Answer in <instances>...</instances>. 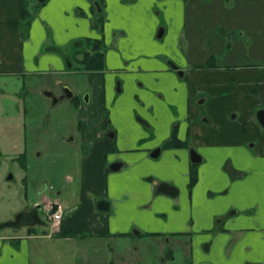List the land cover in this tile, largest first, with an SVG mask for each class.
I'll list each match as a JSON object with an SVG mask.
<instances>
[{
    "label": "crops",
    "instance_id": "obj_1",
    "mask_svg": "<svg viewBox=\"0 0 264 264\" xmlns=\"http://www.w3.org/2000/svg\"><path fill=\"white\" fill-rule=\"evenodd\" d=\"M23 1L30 14L27 35ZM94 1L101 6V34L93 27ZM247 1L253 11V0ZM236 5L0 0L2 81L78 71L87 77L81 93L89 92L86 102L74 93L69 132L54 138V153L72 145L76 165L15 209L17 215L33 213V221L0 224V264H153V256L140 257L135 247L163 244L165 237L185 251L177 252L184 264H264V127L256 116L264 109V0L259 25L246 14L234 21ZM90 38L103 42L102 70L80 63ZM239 44L248 46L245 57L247 51L253 61L239 64L227 56ZM52 81L54 87L43 81L41 87L59 98L47 96L57 105L71 85L60 77ZM17 108L1 121L0 155L22 163L16 156L23 152L25 123ZM9 126L17 132L7 136ZM156 149L158 156H151ZM192 151L199 161L192 162ZM114 163L117 169L110 168ZM160 184L175 193L159 190ZM98 200L108 209L98 208ZM56 201L64 209L58 226H38L46 222L39 212Z\"/></svg>",
    "mask_w": 264,
    "mask_h": 264
},
{
    "label": "rangeland",
    "instance_id": "obj_2",
    "mask_svg": "<svg viewBox=\"0 0 264 264\" xmlns=\"http://www.w3.org/2000/svg\"><path fill=\"white\" fill-rule=\"evenodd\" d=\"M234 3H237L232 13L234 21L236 18L240 19V16L246 14L244 17L255 20V24L257 23L259 25L261 18L258 17L260 15L258 8L261 5V0H253L255 4L253 11L249 10V3L247 0H236V2L234 0ZM98 4L100 3L95 1L92 3L93 10L91 14L94 20V30H97L101 34L102 22L101 14L97 10ZM29 11L33 13L30 7ZM159 17L163 19L161 16ZM29 25L30 21L27 26V19H24L23 31L26 35L29 30ZM225 27L222 26L220 28L230 33L231 27H229V29ZM158 30L160 29L158 28ZM237 36H231L230 39L235 43L238 40ZM90 40H92V38H90ZM239 46L241 47L240 44ZM240 47L234 45L227 56L233 55L234 58H238L236 63L239 64L253 61L254 59L251 55H248L249 53L247 51L245 57L244 52L248 46L246 45L245 47V45H243V47H241L242 51H240ZM215 56L219 62L229 63L228 60H224L225 55L221 56L220 54H215ZM73 62L75 65L73 70H76L78 64L75 60H73ZM78 70H80V67ZM54 76L60 77L64 82L69 81L71 86H65L73 93H77L80 101L83 102L84 93L86 92L81 93V91L87 86V77L85 73H79L77 71V73L69 74L65 77H62V75ZM54 76L46 72L42 75L9 77L6 82H3V78H0V87L3 90V93H1L2 90L0 89V125L1 121L4 122L6 116L9 117L10 113L15 114V107L21 109L20 113L24 117L23 120L25 123V129L21 134L24 136L21 138L18 148L19 150L23 149V152L16 156L22 163L17 159L14 161L10 157L0 155V224H10L16 220V208L24 207L35 201L38 194L40 195V191L42 193L49 191L51 187H53L51 180L56 179L58 176L60 177L62 174L65 179L64 173L67 169L71 171V168L76 165L75 158H77L79 154H73L74 150L72 145H62L60 148L62 151L57 153L53 151L57 148L54 138L61 134L68 133L69 129L66 127L67 121L76 116V111L73 108L75 106L72 103L74 100L72 98L66 97L60 101V103H57V105H53L49 101V97L44 93L48 89L42 88L41 85L44 87L43 82H47L49 83V87H54L52 85ZM17 96H19L20 99H18ZM74 130H77V128H74ZM3 132L5 131L3 130ZM16 132V127L9 126L6 135L8 136ZM44 141L49 143L48 149L44 146ZM0 147H2L1 144ZM0 149H3V147ZM21 165H24V167ZM53 172L54 174L52 175ZM68 173L73 175L71 172ZM9 175H11L12 178L8 179ZM39 215L43 220L46 218V212L40 211ZM38 226L46 228L48 224L44 221Z\"/></svg>",
    "mask_w": 264,
    "mask_h": 264
},
{
    "label": "flooded vegetation",
    "instance_id": "obj_3",
    "mask_svg": "<svg viewBox=\"0 0 264 264\" xmlns=\"http://www.w3.org/2000/svg\"><path fill=\"white\" fill-rule=\"evenodd\" d=\"M87 47L90 50L92 49L91 46L88 45V43H87ZM90 50H84L82 52V58L84 57V52L88 51V52L91 53L92 50L91 51ZM85 70H87V69H85ZM89 71H91V70H89ZM64 88L65 87H63V95L62 96H66ZM85 92L86 93H84L83 102L88 101V99H89V92L88 91H85ZM66 97H68V96H66ZM70 98H72L74 100V99L77 98V96L72 92V96H70ZM33 218H34L33 213L19 214V215H17V217L15 218L16 220H14V222L12 224L13 225H18L20 222H24L26 220L30 221ZM167 238L165 237L164 240L167 239ZM164 240H163V244H161V243L160 244H154L153 246H150V244H147L144 247H141V246L137 247L136 246L135 247V251L137 252V255L140 256V257H147V256H151L152 257L153 256L151 258L153 264H184L182 261H179L178 256H177V252L185 253V251L182 250V249L174 248L173 245L169 244L168 242H165ZM188 252L190 253L189 250H188ZM147 264H151V263H147Z\"/></svg>",
    "mask_w": 264,
    "mask_h": 264
},
{
    "label": "trees",
    "instance_id": "obj_4",
    "mask_svg": "<svg viewBox=\"0 0 264 264\" xmlns=\"http://www.w3.org/2000/svg\"><path fill=\"white\" fill-rule=\"evenodd\" d=\"M29 17L30 14L28 10L26 9L25 2H22V18L27 19V26L29 23ZM102 22V18H101ZM88 45L91 46L92 53L85 51L84 57L80 60V63L83 65V67L87 70H102L104 68V54L101 51L103 42L101 39H92L87 40ZM210 66V63L208 64ZM200 67H207V65H202ZM196 179V173L194 170L190 173V185L195 181Z\"/></svg>",
    "mask_w": 264,
    "mask_h": 264
},
{
    "label": "water",
    "instance_id": "obj_5",
    "mask_svg": "<svg viewBox=\"0 0 264 264\" xmlns=\"http://www.w3.org/2000/svg\"><path fill=\"white\" fill-rule=\"evenodd\" d=\"M40 2H44L45 0H39ZM98 10L101 11V8L98 6ZM161 30V29H160ZM161 32V31H160ZM159 32V34H160ZM158 34V35H159ZM174 68H177V66H175L174 64H171ZM64 91H65V95L70 97L72 96V92L67 88L65 87L64 88ZM47 96H52L53 97V102H57V100L59 99L58 97H56L54 95V93L50 90H46L44 92ZM86 102V101H85ZM256 116H257V119L259 121V123L264 127V109H259L256 113ZM158 149L154 150L151 152V156L153 157H157L158 156ZM191 160L193 162H196V161H199L200 160V157L196 154V152L192 151L191 152ZM119 163H114L110 166V168L112 169H117L119 167ZM159 190L163 191V192H167V193H170V194H174L175 192L172 190V188L166 184H160L159 186ZM107 205V206H106ZM97 206L98 208H100L101 210H106L108 209V202L106 200H98L97 201ZM33 221V220H31ZM27 222H30L29 220H26L24 222H20V223H27ZM13 223V222H12Z\"/></svg>",
    "mask_w": 264,
    "mask_h": 264
},
{
    "label": "built area",
    "instance_id": "obj_6",
    "mask_svg": "<svg viewBox=\"0 0 264 264\" xmlns=\"http://www.w3.org/2000/svg\"><path fill=\"white\" fill-rule=\"evenodd\" d=\"M47 222L51 228H56L63 216V208L56 201L46 206Z\"/></svg>",
    "mask_w": 264,
    "mask_h": 264
}]
</instances>
